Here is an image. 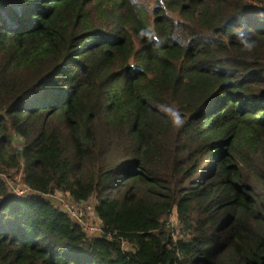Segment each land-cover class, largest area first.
<instances>
[{
  "label": "trees",
  "instance_id": "trees-1",
  "mask_svg": "<svg viewBox=\"0 0 264 264\" xmlns=\"http://www.w3.org/2000/svg\"><path fill=\"white\" fill-rule=\"evenodd\" d=\"M0 264H264V0H0Z\"/></svg>",
  "mask_w": 264,
  "mask_h": 264
},
{
  "label": "built area",
  "instance_id": "built-area-1",
  "mask_svg": "<svg viewBox=\"0 0 264 264\" xmlns=\"http://www.w3.org/2000/svg\"><path fill=\"white\" fill-rule=\"evenodd\" d=\"M19 146L20 143L18 141ZM17 151L20 150V147H16ZM17 176L14 177V179ZM13 178H6L5 181L9 186V189L19 197L33 196L37 195V192L30 189L28 186L22 183V179H16V185L11 183L14 181ZM48 200L54 203L62 212L66 213L68 217L76 223L82 231L91 238H101L109 237L110 234H107L103 228L102 223L99 218L94 213L93 202H75L67 194L62 192H55L53 195L45 196ZM126 246L123 243V247ZM125 249V248H124Z\"/></svg>",
  "mask_w": 264,
  "mask_h": 264
},
{
  "label": "clouds",
  "instance_id": "clouds-1",
  "mask_svg": "<svg viewBox=\"0 0 264 264\" xmlns=\"http://www.w3.org/2000/svg\"><path fill=\"white\" fill-rule=\"evenodd\" d=\"M237 39L240 41V43L243 45L244 50L251 52L254 47H255V42L251 41L250 39H248L245 34L243 33V31H241L240 33H238L237 35ZM166 112H170L173 119V124L174 126H176L177 128L183 126L184 124V120L181 117V115L179 114V112L174 111L172 109H165Z\"/></svg>",
  "mask_w": 264,
  "mask_h": 264
},
{
  "label": "rangeland",
  "instance_id": "rangeland-1",
  "mask_svg": "<svg viewBox=\"0 0 264 264\" xmlns=\"http://www.w3.org/2000/svg\"><path fill=\"white\" fill-rule=\"evenodd\" d=\"M15 146H16V147H20L17 141H15ZM16 147H15V148H16ZM15 176H17V177L14 179ZM12 178H13L14 180H10V181H14V182H12L11 184H12V185H16V184H18L17 181H16V179H20L21 177H20L19 175H17V173H14ZM89 204H92V202L90 201ZM172 216H173V217H172V218L170 219V221H169L171 224H173V223L175 222V215L173 214ZM125 247H127V246H124V248H125Z\"/></svg>",
  "mask_w": 264,
  "mask_h": 264
}]
</instances>
